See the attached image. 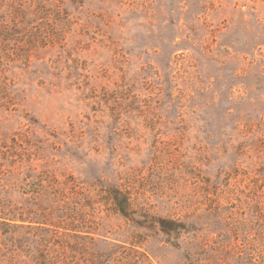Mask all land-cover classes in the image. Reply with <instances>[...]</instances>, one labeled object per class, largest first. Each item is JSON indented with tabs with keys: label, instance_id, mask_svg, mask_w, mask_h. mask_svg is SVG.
Listing matches in <instances>:
<instances>
[{
	"label": "rangeland",
	"instance_id": "rangeland-1",
	"mask_svg": "<svg viewBox=\"0 0 264 264\" xmlns=\"http://www.w3.org/2000/svg\"><path fill=\"white\" fill-rule=\"evenodd\" d=\"M0 264H264V0H0Z\"/></svg>",
	"mask_w": 264,
	"mask_h": 264
}]
</instances>
